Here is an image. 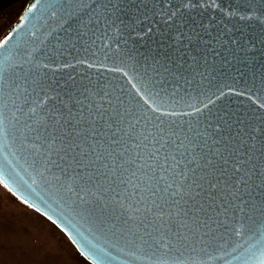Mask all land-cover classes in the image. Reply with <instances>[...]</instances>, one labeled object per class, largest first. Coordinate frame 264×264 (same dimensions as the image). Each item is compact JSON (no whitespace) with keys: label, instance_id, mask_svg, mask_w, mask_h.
I'll return each mask as SVG.
<instances>
[{"label":"water","instance_id":"obj_1","mask_svg":"<svg viewBox=\"0 0 264 264\" xmlns=\"http://www.w3.org/2000/svg\"><path fill=\"white\" fill-rule=\"evenodd\" d=\"M89 2L91 6L83 8L68 0L52 6L44 0H32L0 42L3 44L11 36L6 55L0 56V70L9 83L16 82V87L5 84L0 101V107L7 105L2 107L0 182L20 201L52 223L56 221L53 224L91 264H100L99 258L104 264H153L156 257L149 260L145 252L127 245L124 239L117 240L101 223L92 203L85 202L92 201L90 194L81 193L85 195V201H81L76 195L78 189L69 190L73 181L63 176L57 180L59 169L45 166V153L56 158L52 148L58 149L61 141L57 139L49 148L42 138L33 141V148L26 136L35 134L29 133L26 125H51L58 136L67 131L87 150V145L94 143L90 122L100 111L108 109L106 117L125 113L123 122L113 121V130L121 140L115 147L127 144L126 158L139 153L147 159L149 149L135 137L158 132L156 124L161 121L168 136L169 125L175 122L177 136L172 139L179 143L187 133L200 144L192 153L194 163L187 164L192 155L186 154L176 169H195L189 172L186 183L193 177H203L198 183L207 188L209 180L219 181L217 197L230 198L223 181L227 180L233 191L240 181H247V191L264 200V0H190V4L189 0ZM33 4L36 9L29 13ZM69 11L75 19L68 16ZM146 70L154 77L155 88L145 87L142 77ZM34 80L47 82L43 91ZM161 80L167 90V95L161 92L163 99L154 95L161 89ZM70 88L74 89L72 100L66 95ZM77 96L82 103L75 102ZM30 107L36 108L35 115L29 112ZM14 114L19 121L13 119ZM57 120L61 123L57 124ZM130 124L135 128H130ZM134 141L139 146L133 147ZM107 148L104 138L100 150ZM188 151H192L191 147ZM220 152L228 161L227 172L219 167L223 163ZM209 158L214 163L205 167ZM236 166L240 172H235ZM198 190L202 191L195 185L187 189L189 198ZM237 194H245L243 184ZM196 199L208 203L206 196ZM216 204H220L219 198ZM237 239L233 236L228 245L230 252L236 248L227 257L231 264H260L264 258L261 250L250 248L254 241L244 243L241 239L243 247H236ZM209 251L213 256L221 255L211 248ZM177 256L176 260L171 256L162 260H167V264H202V260L224 264V260L209 259L203 252L185 251Z\"/></svg>","mask_w":264,"mask_h":264},{"label":"snow or ice","instance_id":"obj_2","mask_svg":"<svg viewBox=\"0 0 264 264\" xmlns=\"http://www.w3.org/2000/svg\"><path fill=\"white\" fill-rule=\"evenodd\" d=\"M37 2L39 3L40 0ZM44 2L52 6L60 3L61 0H44ZM68 2L78 4L83 8L91 6L89 0H68ZM35 9L36 5L33 4L28 8V12L31 13ZM68 16L75 19L71 11L68 12ZM97 23L99 22L97 21ZM10 39L11 36L5 39L3 44H0V49L3 50L0 51V56L6 55V45ZM142 80L146 88L149 86L155 88L156 81L147 70ZM6 83L9 82L3 70H0V101L3 100ZM33 83L40 88V91H43L47 84L44 80H34ZM159 83L161 89L155 91L154 95L163 99L161 92L167 95V90L163 88V80ZM9 86L16 87V82L11 81ZM33 91L36 89L34 88ZM73 92L74 89L70 88L66 93L69 100L73 99ZM79 95H84V93ZM172 95L174 96L175 92ZM75 102L82 103L78 96ZM108 103L111 105V101ZM6 106L4 104L2 107ZM2 107H0V132L3 131L4 113ZM65 107H67L66 103ZM112 111L116 110L113 108ZM29 112L35 115L36 108L30 107ZM107 112L108 109H103L90 122L94 130V143L87 145V150H85L84 144L75 140L73 134L65 131L58 136L55 127L46 124L36 128L27 124L29 133L35 135L34 137L28 135L26 139L33 148L36 147L33 141H39L42 138L48 143L49 148H52L57 139L61 141L58 149L52 148L56 158H53L50 152L45 153L48 157L45 166L51 165L52 169H59L61 175L56 176L57 180L63 176L73 181L74 184L69 186V190L72 191L74 187L78 189L76 195L81 201H85V195L90 194L93 197L92 201L85 202L92 203L93 211L99 214L101 223L108 226L117 240L124 239L127 245L142 250L149 260L156 257L153 264H167V260H162L163 257L171 256L176 260L179 258L177 254L182 256L185 251L203 252L209 259L224 260V264H231L227 257L236 250L234 247L231 252L228 251V245L232 243L233 236L239 238L235 242L236 247H243V244L240 243L241 239L244 240V243L254 241L250 248L259 247L261 256L264 257V200L257 199L252 192L247 191V181H240L239 184H236L235 191L228 187L227 180L223 181L230 198L217 197L215 189L219 181L213 183L209 180L207 188H204L202 183H198L199 180L204 179L203 177H193L190 183H186L189 180V172H195V169L186 167L179 172L176 169L183 162L182 158L186 154L192 155L195 149L200 147V144L197 143L195 136H189L187 133L179 143L172 139L173 136H177L176 127L173 126L175 122L169 125L171 134L168 136L165 135L164 122L161 121L156 124L158 132H149L147 135L139 133L135 137V140H139L140 144L149 149L147 159L141 157L139 153L136 154V157L126 158L128 145L125 144L123 148L119 149L115 147L121 143V140L117 138L116 131L113 130L116 126L113 121L123 122L121 117L125 113L106 117L105 113ZM69 113L71 114V109H69ZM127 115H131V113H127ZM13 119L19 121V117L15 114ZM148 119L150 122L151 118ZM56 123L59 124L61 121L57 120ZM136 123H139V120ZM68 124H71V121H68ZM130 128L134 129L135 125L130 124ZM188 131L193 130L189 129ZM216 131H220L219 126L216 127ZM79 134L76 133V135ZM49 135L51 136L50 141L48 140ZM127 135L129 139H132L131 132ZM149 137H151L150 141ZM104 138H107L108 148L101 151V140ZM145 141H149V143L145 144ZM132 146L139 145L134 141ZM190 147L191 152L188 151ZM181 148H184L185 151L181 152ZM217 151L219 152V150ZM261 153L264 154V147L261 148ZM117 156L119 160L115 159ZM110 158L112 159L110 160ZM195 159V156L192 155V159H189L187 164L191 165ZM141 160L144 162H140ZM148 160L153 162L149 163ZM169 160L176 161V163L170 164ZM220 161H223V163H219L220 169L227 172L228 161L223 152H220ZM213 163V159L209 158L205 167ZM69 170H71V174ZM234 170L240 172L238 166ZM256 174L261 175L259 172ZM240 184L245 186V194H237ZM193 185L202 191L198 190L195 196L189 198L187 189H191ZM256 187L260 188V185L257 184ZM81 193L85 195H81ZM197 196H206L208 203L198 201ZM217 198L220 200L219 205L216 204ZM190 200L191 202H189ZM49 219H51L50 216ZM73 242L75 243V241ZM210 248L213 251H219L221 255L213 256L209 251ZM245 251H250V249ZM252 255H255V252H252ZM99 259L100 264H104L103 258ZM236 259H240V257H236ZM202 264H207V261L202 260ZM260 264H264V258L260 260Z\"/></svg>","mask_w":264,"mask_h":264},{"label":"rangeland","instance_id":"obj_3","mask_svg":"<svg viewBox=\"0 0 264 264\" xmlns=\"http://www.w3.org/2000/svg\"><path fill=\"white\" fill-rule=\"evenodd\" d=\"M30 1L0 0V42ZM0 193V264H90L61 230L1 182Z\"/></svg>","mask_w":264,"mask_h":264},{"label":"crops","instance_id":"obj_4","mask_svg":"<svg viewBox=\"0 0 264 264\" xmlns=\"http://www.w3.org/2000/svg\"><path fill=\"white\" fill-rule=\"evenodd\" d=\"M1 1H4V0H1ZM8 1V0H7ZM24 5H26L25 3H24ZM0 195H1V193H0Z\"/></svg>","mask_w":264,"mask_h":264}]
</instances>
